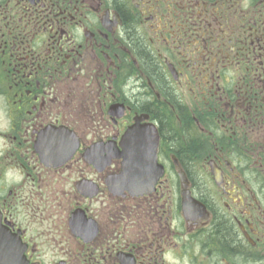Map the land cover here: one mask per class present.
<instances>
[{"label": "flooded vegetation", "instance_id": "af4514ba", "mask_svg": "<svg viewBox=\"0 0 264 264\" xmlns=\"http://www.w3.org/2000/svg\"><path fill=\"white\" fill-rule=\"evenodd\" d=\"M0 264H264V0H0Z\"/></svg>", "mask_w": 264, "mask_h": 264}, {"label": "water", "instance_id": "95a60500", "mask_svg": "<svg viewBox=\"0 0 264 264\" xmlns=\"http://www.w3.org/2000/svg\"><path fill=\"white\" fill-rule=\"evenodd\" d=\"M154 132L143 129L140 124L130 127L121 141L122 151L116 144L95 145L92 150L108 152L110 160L123 159L122 172L116 175L113 182L115 193L128 190L136 193L148 192L162 174L163 168L159 166L158 147L141 146L143 142H154Z\"/></svg>", "mask_w": 264, "mask_h": 264}]
</instances>
